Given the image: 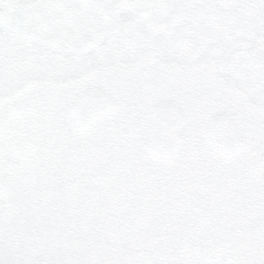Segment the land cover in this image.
Segmentation results:
<instances>
[{"label":"flooded vegetation","instance_id":"obj_1","mask_svg":"<svg viewBox=\"0 0 264 264\" xmlns=\"http://www.w3.org/2000/svg\"><path fill=\"white\" fill-rule=\"evenodd\" d=\"M46 1L56 5L62 0H0V29L23 32L27 11ZM66 1L68 8L101 11L98 24L110 26L85 55H61L30 41L19 45L0 39V89L17 88L25 76L41 79L35 99L20 93L7 109L0 104L20 128L25 124L21 117H37L33 135L41 140L38 146L32 151L14 147L17 156L28 157L22 165L35 168L40 201L35 221L61 212L52 204L64 202L68 210L61 213L67 218L60 221L68 227L79 224L87 235L55 240V262L67 251L69 264L87 258L119 264L122 256L127 264H149L138 249L164 254L182 240L184 249L209 248L212 257L236 264L263 263L264 113L219 78L233 75L264 86V0ZM203 22L228 25L252 39L239 43L237 50L205 45L193 36ZM82 97L94 99L97 106L85 103L77 113L74 106ZM16 106L21 110L13 117ZM168 108L181 125L177 151L164 163L150 156L147 140L155 117ZM220 118L232 124L231 133L239 140L237 147L222 148L228 156L209 143L211 125ZM27 133L17 135L15 143L21 144ZM221 136L231 137L227 131ZM261 162L255 178L253 170ZM122 166L134 168L137 177L116 205ZM180 169L205 175L199 179L204 197L193 193ZM91 173L99 177L88 187L89 194H82ZM10 179L0 172L3 205ZM127 201L136 205L129 213L123 204ZM6 211H0V225L8 235ZM123 245L127 253H122Z\"/></svg>","mask_w":264,"mask_h":264},{"label":"rangeland","instance_id":"obj_2","mask_svg":"<svg viewBox=\"0 0 264 264\" xmlns=\"http://www.w3.org/2000/svg\"><path fill=\"white\" fill-rule=\"evenodd\" d=\"M0 39L19 45L29 43L22 30L19 28L16 30L0 29ZM84 74H87V71H84ZM219 81L224 83L227 88L233 89L243 96L251 107L264 113V86L250 80H243L233 75H222ZM40 83L41 79L39 77L25 76L20 80L17 88L3 85L0 89V104L2 103L1 105H4L5 109H7L10 104L16 102L20 93L28 94L30 99H35V88ZM1 109H3V107H0V132L2 131L0 135V172L11 178L9 188H11L10 193H12V197L10 200V197H8V199L6 197L7 202L4 203L5 205H3L0 200V211L7 210L6 213H9L7 220L11 225L10 234L8 235L3 232L4 227L0 225V264H69L67 251L61 254V256L57 255V260L55 262L52 256H54L56 251L53 249L52 243H54L55 240H59L60 242L68 241L67 235H72L75 240L79 237L82 239L87 238V235L80 232L79 224L72 222L74 224L71 223L72 225L68 227L64 222H61L67 218V216L63 215L64 213H61L68 210L64 202L52 204L55 205L54 210L56 209L61 212L55 215L53 214V216L43 215L40 220L35 221L38 215V204L40 202L38 190L36 189L35 168L23 166L22 159H26L27 156H17L14 151V147L23 148L22 150L25 151L27 149L31 150L32 147L36 145L38 146L41 140L35 138L33 135V130L37 126V117L34 115L30 117H26V115L21 117L25 124H22V128H20L19 120H12L10 116ZM22 131H27L28 133L24 139L20 140L21 144L18 143L17 145L15 143L18 137L17 135L22 134ZM146 140L147 139L144 141ZM23 141L25 142L24 144ZM46 141H48V139H43V142ZM187 144L188 139L183 140L182 147L187 146ZM31 155L34 160V153L31 152ZM91 174L92 175L82 183V194L83 192L89 194L90 188L88 189V187H91L94 179H98L99 177L97 176L99 175L98 173ZM179 174L180 176H186L191 181L195 189L193 193L197 195L198 198L205 196V193L203 194L204 185L199 182V179L202 177L204 178L205 175L203 176L201 173H190L189 175L182 169H180ZM107 175L108 173H106V176ZM118 176L120 184L117 188L116 205L123 202L120 196L122 194L125 195V191L132 188V181H135L137 177L134 168H127L125 166L121 167ZM12 180H15L14 183ZM124 181L125 184L123 183ZM184 192H186V190H184ZM123 204L128 205L126 206V208H128L127 210L123 208L126 213H129L136 206L134 203H128V201ZM56 206H58V209ZM122 207L123 206L120 205L119 208ZM50 208L51 205L47 206L45 210H50ZM11 212H16V214L14 215ZM124 215L125 214L122 216L124 217ZM15 229H18L16 237L14 236ZM102 243L104 242L102 241ZM124 246L126 245L121 247L123 250L122 253H127L129 250ZM207 249L209 248H203L202 250L193 247L184 249L182 248L181 240L179 246L169 248V250L164 251V254H162L161 249H138V252H140L143 258L148 260L149 264H236L233 262V259L230 258H221L218 255L212 257L211 254L213 251ZM127 262V259L122 256L119 264H127ZM259 262H261V258H259ZM75 264L101 263H98V261L92 262L87 258L85 262L80 260L79 262H75ZM247 264L252 263L249 260ZM259 264H264V262Z\"/></svg>","mask_w":264,"mask_h":264},{"label":"water","instance_id":"obj_3","mask_svg":"<svg viewBox=\"0 0 264 264\" xmlns=\"http://www.w3.org/2000/svg\"><path fill=\"white\" fill-rule=\"evenodd\" d=\"M46 1L43 4L33 5L27 13V20L23 24L24 32L28 39L51 52L61 55L81 56L88 50L97 47L100 43L101 34L109 31L110 26L98 24L103 17L101 11L81 10L68 8L67 1ZM45 6V7H42ZM193 36L205 45H214L226 51L236 50L239 43L245 40V44L251 41L249 34H241L228 25L203 22L193 29ZM246 49V48H245ZM91 107L97 106L94 99L85 100V97L76 101L74 109L77 113L83 110L84 104ZM13 117L20 112V107L12 108ZM83 112V111H82ZM105 112H101L103 114ZM79 121L77 124L85 123ZM180 118L171 109L160 112L154 119L151 135L148 140L150 155L156 160L169 162L175 154L178 146V129ZM224 131L230 132L231 137H222ZM232 132V124L229 121L215 119L210 128L209 142L221 155L228 156L223 147H237L238 138ZM254 167V165H252ZM263 168V163L253 170L255 177Z\"/></svg>","mask_w":264,"mask_h":264},{"label":"bare ground","instance_id":"obj_4","mask_svg":"<svg viewBox=\"0 0 264 264\" xmlns=\"http://www.w3.org/2000/svg\"><path fill=\"white\" fill-rule=\"evenodd\" d=\"M35 4H43V3H35ZM35 4H33V5H35ZM33 5H32V6H33ZM42 7H45V6H42ZM27 13H28V11H27ZM26 18H27V14H26ZM23 24H24V23H23ZM22 29H23V31H24V28H23V27H22ZM245 48H246V47H245ZM19 107H20V106H19ZM20 108H21V107H20ZM20 110H21V109H20ZM19 113H20V112H19ZM19 113H18V114H19ZM178 117H179V116H178ZM26 159L28 160V157H27ZM26 159H25V160H26ZM28 164H29V163H26V165H28ZM29 165H30V164H29Z\"/></svg>","mask_w":264,"mask_h":264},{"label":"trees","instance_id":"obj_5","mask_svg":"<svg viewBox=\"0 0 264 264\" xmlns=\"http://www.w3.org/2000/svg\"><path fill=\"white\" fill-rule=\"evenodd\" d=\"M9 187H10V186H9ZM9 187H8V189H9V190H8V197H10V198H9V200H10L11 197H12V193H10V189H11V188H9ZM10 226H11V225H10Z\"/></svg>","mask_w":264,"mask_h":264}]
</instances>
